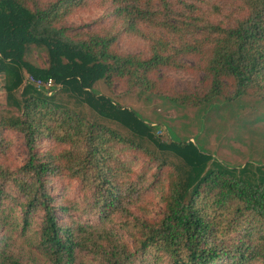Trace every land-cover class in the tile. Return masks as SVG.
Masks as SVG:
<instances>
[{"label":"trees","instance_id":"obj_1","mask_svg":"<svg viewBox=\"0 0 264 264\" xmlns=\"http://www.w3.org/2000/svg\"><path fill=\"white\" fill-rule=\"evenodd\" d=\"M94 4L110 8L108 21L88 30L69 23ZM122 37L142 41L145 53L119 51ZM31 48L44 49L46 66L26 58ZM161 68L200 69L207 90L168 95L153 78ZM0 73V264H22L8 253L16 228L49 264L86 254L101 264H264V164L230 167L191 141L163 140L93 90L103 78L183 105L264 101V0H0ZM27 73L60 87L48 93L25 83ZM2 130L21 133L27 147L12 168ZM44 139L51 144L41 147ZM131 157L149 169L139 172ZM121 211L127 223L117 226Z\"/></svg>","mask_w":264,"mask_h":264},{"label":"rangeland","instance_id":"obj_2","mask_svg":"<svg viewBox=\"0 0 264 264\" xmlns=\"http://www.w3.org/2000/svg\"><path fill=\"white\" fill-rule=\"evenodd\" d=\"M110 8L106 6L91 5L87 9L79 10L73 14L69 23L78 29H91L95 21H108ZM118 49L123 53H145V45L142 41L134 38H119ZM26 58L39 65L46 66L48 63L44 49L31 48ZM188 65H196L195 60L184 58ZM1 75V73H0ZM205 72L200 69L191 71L161 68L154 73L153 78L161 90L173 95L174 93L188 94L201 97L207 90V78ZM93 90L99 94L110 97L119 105L133 110L140 118L154 126V131L163 140L179 142L191 141L204 152L211 154L215 159L230 167H240L246 162L264 164V101L252 95H243L234 99L215 97L202 105H183L171 99L145 90H128L122 81H115L110 86L103 78L97 80ZM233 94L231 89L227 95ZM6 99L0 90V117L7 115ZM3 134L12 140L11 149L8 151L4 164L10 167L21 164L27 157V147L24 137L19 132L2 130ZM47 139L41 141V147L50 145ZM136 169L141 172L149 169L150 163L144 158L131 157ZM154 167L152 168V171ZM148 173H151L150 171ZM74 196L76 191L70 190ZM158 190H148V208L152 214L160 211ZM129 210H135L130 205ZM126 212H117L113 220L117 226H122L126 221ZM139 214V213H136ZM5 225L10 222V214H3ZM57 216L62 214L57 211ZM123 228V227H117ZM3 228L1 229L2 232ZM19 229L14 231L13 250L9 255L18 257L22 264H49L47 259L40 254L36 243L19 238ZM78 264H101L91 254L83 256Z\"/></svg>","mask_w":264,"mask_h":264},{"label":"built area","instance_id":"obj_3","mask_svg":"<svg viewBox=\"0 0 264 264\" xmlns=\"http://www.w3.org/2000/svg\"><path fill=\"white\" fill-rule=\"evenodd\" d=\"M24 82L30 83L37 87H42L48 93H51V91L57 90L60 87V84L55 83L52 78L44 80L41 78H37L29 73L25 75Z\"/></svg>","mask_w":264,"mask_h":264},{"label":"crops","instance_id":"obj_4","mask_svg":"<svg viewBox=\"0 0 264 264\" xmlns=\"http://www.w3.org/2000/svg\"><path fill=\"white\" fill-rule=\"evenodd\" d=\"M5 95V94H4Z\"/></svg>","mask_w":264,"mask_h":264}]
</instances>
